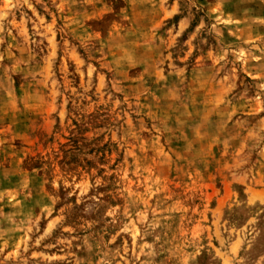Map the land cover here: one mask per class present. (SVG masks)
<instances>
[{"label":"rangeland","instance_id":"obj_1","mask_svg":"<svg viewBox=\"0 0 264 264\" xmlns=\"http://www.w3.org/2000/svg\"><path fill=\"white\" fill-rule=\"evenodd\" d=\"M0 264H264V0H0Z\"/></svg>","mask_w":264,"mask_h":264}]
</instances>
